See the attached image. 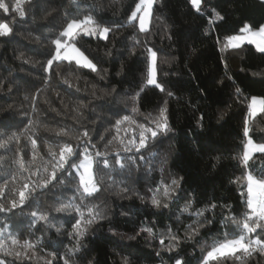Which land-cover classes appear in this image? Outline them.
<instances>
[{
	"label": "trees",
	"instance_id": "trees-1",
	"mask_svg": "<svg viewBox=\"0 0 264 264\" xmlns=\"http://www.w3.org/2000/svg\"><path fill=\"white\" fill-rule=\"evenodd\" d=\"M3 2L9 7V13L0 10V21L8 22L13 31L10 36L0 37V83L4 85L0 87V121L12 125L7 131L18 132L19 139L10 141L9 150L0 149V185L7 181L5 191L11 190L15 194L24 183L36 181L39 177L33 176L32 171L45 166L51 159L49 145L54 147L57 140L64 139H70L73 144L79 142L75 134L70 138L56 137L52 129L86 125L89 129L102 131L114 119L113 112L131 113L133 102L130 97L143 87L139 103L144 115H136L135 119L147 124L145 116L149 113L157 115L159 107L167 101L168 120L173 131L144 150V161H129V168L117 169L111 177H105V190L94 203L105 209L112 221L111 226L118 233L114 236L109 231L107 220L91 226L85 238L91 251L89 259L94 258L95 264H122L117 253L131 252V264H161V258L163 264H169L168 257L176 255L175 252H161L158 257L156 251L159 238L171 242L167 239V229L178 231L183 237L185 228L193 222L194 218L188 214L176 219L175 213L185 200L174 201L170 209L156 210L147 201L142 202L132 195L133 192L149 195L148 188L159 180L160 161L164 160L166 179L172 174L183 177L181 197L194 194L193 204L197 208L210 202L217 204L214 217L211 212L205 213L214 219V223L201 229L198 237L180 245V255L186 257V264H199L202 254L210 250L213 242L223 238L225 228L220 220L222 211L227 212V209L222 210L219 205L227 202L236 216L245 211L240 194L242 186L229 181L244 172L233 157L241 150L243 121L249 103L245 98L264 97V54L247 44L239 50H224L222 44L217 43V37L238 31L245 23L253 26L264 23V2L202 0L201 14L192 8L189 0H156L147 35L125 23L130 10L135 7L134 0H31L23 5L25 19L11 11L15 0ZM213 9L224 19L210 27ZM88 15L101 26L113 29L109 34L110 41L106 44L97 37L81 34L74 42L89 59L98 63V68L107 71L97 74L77 69L66 61L54 62L51 78L45 83L44 78L49 73L43 72L42 65L50 49L54 48L50 41L56 38L68 19H83ZM44 28L52 31L42 32ZM134 35L139 44L131 39ZM133 46L135 54L131 52ZM145 47L157 52V79L166 92L145 86L146 63L143 62L146 56L142 54ZM108 50L112 51L111 56L106 55ZM21 54L29 63L18 58ZM65 80L69 81L71 88L64 83ZM237 87L241 89V95L236 93ZM167 92L173 95L169 97ZM36 93L39 97L34 101ZM57 93H60L59 97ZM33 102L38 109L36 112L32 110ZM80 104L87 107L80 108L77 113ZM53 108L56 111H52ZM92 120L97 123L92 124ZM29 123L31 129L25 131ZM124 135L122 130L120 136ZM250 136L255 142L264 143V118H255ZM29 137L37 140L39 154L35 161L32 160ZM119 148L115 142L110 146V149ZM149 152H158L160 156L150 157ZM21 158L23 168L16 162ZM249 163L259 175L264 160ZM103 171L106 170H102L101 175ZM124 186L129 192L120 193ZM74 191V184L66 181L51 192L42 194L37 190L35 198L28 202L31 207H26L23 213L19 208L15 214L0 212V231L7 237H0V240L13 252L21 251L20 245L25 241L36 244L37 240H42L39 249L43 251L37 249L32 260L24 261V264H44L40 257L59 247L61 240L64 241L63 253L71 246L67 235L58 234L55 228L50 229L43 223H37L29 232L28 224L32 218L27 213L50 212L58 197H71ZM130 195L131 199L125 198ZM76 203L79 204V200ZM5 206L9 205L6 203ZM122 210L130 211L132 216L119 215ZM53 217V223L63 225L62 233L71 230V225L65 223L71 219L70 215L52 213L50 219ZM146 218L159 222L155 229L157 240L152 237L129 240L131 229ZM234 229L232 226L231 230ZM13 237L19 240V244L11 243ZM0 258L7 259L9 264H21L13 256ZM73 264L77 262L73 260ZM219 264H264V256L253 253L250 259L221 260Z\"/></svg>",
	"mask_w": 264,
	"mask_h": 264
},
{
	"label": "snow or ice",
	"instance_id": "snow-or-ice-1",
	"mask_svg": "<svg viewBox=\"0 0 264 264\" xmlns=\"http://www.w3.org/2000/svg\"><path fill=\"white\" fill-rule=\"evenodd\" d=\"M31 0H15L14 6L11 8L20 19H25L26 11L23 7L25 3ZM264 2V0H262ZM156 3V0H134L135 7L130 10L125 23L137 28L140 33L148 34L151 11ZM192 8L197 12L203 14L201 10L202 0H189ZM0 10L5 14L9 13V7L0 0ZM50 15L51 13H47ZM224 17L220 15L215 9L212 10L211 18L209 19V26L211 27L217 21L223 20ZM12 28L8 22L0 21V37H7L12 34ZM52 30L44 28L42 32H51ZM113 31L110 26H101L90 15L83 19L71 18L66 21L64 26H61L56 38L52 39L50 43L54 45L47 54L46 62L42 65L44 73H49V76L44 78V82L48 83L51 78V70L54 62L66 61L69 65H74L77 69H87L92 73H101L107 69L98 68V63L89 59L74 42L81 34L87 37H97L99 40L106 42L110 41L109 34ZM208 30L206 29V32ZM136 44L139 40L134 35L131 37ZM217 43L222 44L224 50H239L245 44L254 46L255 50L264 54V23L253 26L251 24H243L238 31L231 34H224L217 37ZM132 54H135V46L131 49ZM146 56L143 63H146V82L145 86H154L160 92H166L163 84L157 79V52L151 47H145ZM106 55L111 56L112 51L108 50ZM19 59L24 63H29L27 59L21 54ZM103 77H101L102 79ZM230 79V77H229ZM65 84L69 88L72 85L65 80ZM0 87H4L0 83ZM11 91V88L8 89ZM79 91V88L76 89ZM113 91H115L113 89ZM143 92V87L140 91L130 97L132 100L131 113L127 111L113 112L114 119L108 122L107 127H103L102 131L96 128L89 129L86 125L81 128H71L67 125L52 129L56 137H71L76 135L78 143L73 144L70 139L57 140L55 146L49 145L48 155L51 157L46 162L45 166L37 167L32 171L33 176L39 178L34 182L24 183L22 189L16 190L13 194L11 190L8 192V182L0 185V212H11L15 214L16 209L24 212L26 207H31L28 203L30 199L35 198V192L39 190L42 194L51 192L59 186L65 184L66 181L74 184L75 191L71 197H58L50 210V212L30 211L27 213L32 219L29 220L28 231L35 228L37 223L46 224L48 228H55L58 234H66L71 244L66 248V251L61 252V247L64 246V241H59V247L52 251L44 253L40 259L44 260V264H73V260L77 264H95V260L89 259L91 255L90 249L87 248L85 238L91 226L101 224L108 221L110 227L109 231L115 236L118 230L111 226L112 221L106 213L105 209L94 203L99 199V195L105 190V177H111L112 173L117 169L123 171L129 168V161L136 163L137 161H144V150L148 149L150 144L155 145L157 141L164 136H167L173 131L168 120L167 101H164L163 106L159 107L158 114L153 116L149 113L145 116L147 124L135 119L136 115H144L140 111V94ZM236 93L241 95V89L236 88ZM171 97L172 92H167ZM60 96V93H57ZM39 93L34 94V101L38 99ZM27 99V97H26ZM249 101L245 112V119L243 121V136L241 138V150L237 156L233 157L243 167L244 172L238 177L230 178V183L239 184L242 186L241 196L244 199L245 211L239 216L233 215L232 206L227 202H222L219 206L221 209H227V212L222 211V219L220 224L225 231L223 238L213 242L210 250L202 254L199 264H219L221 260H243L251 258L253 253L259 256H264V165L257 170L250 165V161L255 163V160H264V143H256L250 136V121L257 116L264 118V97H250L245 98ZM87 107L85 104H80L76 108L79 113L80 108ZM33 112L38 111L33 102ZM52 111H56L55 108ZM59 114V113H57ZM203 120V116L199 118ZM92 124L97 121L92 120ZM127 125V127H124ZM12 125L0 121V149L9 150L10 141L19 139L18 132H8ZM31 124L25 128V131H30ZM124 131L125 135L120 136V132ZM95 136V138H94ZM32 146V160L35 161L38 153L37 140L31 137L28 138ZM118 143L120 148L110 149L113 143ZM124 153L125 155H121ZM130 154V155H129ZM258 154V155H257ZM149 156L156 158L160 156L158 152H149ZM111 157V159H110ZM43 159V158H42ZM218 159V158H217ZM20 167H24L23 158L16 161ZM164 160L160 161V178L155 181L153 185L148 188L149 195H141L138 192H133L132 195L137 196L142 202L147 201L150 206L156 210L170 209L173 202L179 199H184L183 206L178 208L175 213L176 219L180 216L188 214L193 217V222L188 224L184 231V236L181 237L178 231L167 229V239L171 241L166 243L164 238L158 239V250L156 255L161 256V252H175L176 255L168 257L169 264H186V257L180 255L181 243H187L198 237L201 234V229L209 227L214 223V219L205 216V213L211 212L215 216L216 203H208L202 207H194V194L187 193L181 197L182 180L183 177L177 178L172 174L170 178H165V170L163 164ZM102 170L103 174L100 172ZM115 183V181H113ZM129 189L127 186L120 188V193H127ZM131 199V195L125 197ZM79 200V204L76 201ZM87 201V203H86ZM6 203L9 206H5ZM52 213L61 214L66 213L71 216L70 220L65 223L71 225V230L67 233H62L63 225L53 223L55 217L50 219ZM115 215V213H113ZM119 215L124 217H131L130 211H121ZM201 217H204L201 219ZM158 221H152L150 218L139 221L135 227L131 229L129 240L145 239L152 237L154 241L157 240L156 227ZM232 226H235L234 230ZM38 230V229H37ZM0 237H4V233L0 231ZM7 239V237H4ZM13 245L19 244V240L13 237L11 239ZM42 240H37L36 244L30 241H25L20 245L21 251H9L6 248L3 240H0V256H13L14 260H20L21 264L24 261H31L36 250ZM30 250V251H29ZM41 252L43 249H39ZM122 264H131L133 258L132 253L127 254L120 252ZM0 264H9L7 259L0 258ZM163 264V258H161Z\"/></svg>",
	"mask_w": 264,
	"mask_h": 264
},
{
	"label": "rangeland",
	"instance_id": "rangeland-1",
	"mask_svg": "<svg viewBox=\"0 0 264 264\" xmlns=\"http://www.w3.org/2000/svg\"><path fill=\"white\" fill-rule=\"evenodd\" d=\"M262 1V0H261ZM201 9H202V5H201ZM151 23H152V11H151V16H150V22H149V29H150V27H151ZM259 98V97H258ZM255 119H253V120H251L250 121V124H249V127H250V129H251V124L253 123V121H254ZM250 133H251V131H250ZM255 142V141H254ZM257 143V142H256Z\"/></svg>",
	"mask_w": 264,
	"mask_h": 264
}]
</instances>
